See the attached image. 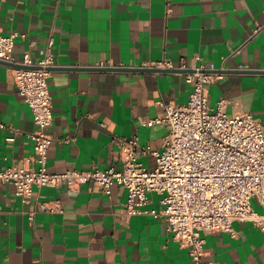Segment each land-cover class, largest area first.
Returning a JSON list of instances; mask_svg holds the SVG:
<instances>
[{
    "label": "crops",
    "instance_id": "0c3cea01",
    "mask_svg": "<svg viewBox=\"0 0 264 264\" xmlns=\"http://www.w3.org/2000/svg\"><path fill=\"white\" fill-rule=\"evenodd\" d=\"M0 33H17V61L28 54L37 62L53 39L52 173L119 167L118 137L137 136L141 146L161 149L167 127L144 123L163 115L161 103H186L191 91L178 69L91 68L169 60L191 72L214 65L224 77L208 86L209 105L225 99L228 115L248 112L264 120V0H0ZM13 70L0 64V120L7 126L0 128V168L28 164L34 155L33 114ZM10 129L13 142L7 141ZM141 160L156 166L152 156ZM127 194L118 185L110 194L91 185L79 191L60 186L35 188L23 202L12 185L0 186V264H193L164 218L125 212ZM148 196L143 209L162 210V195ZM40 202L54 211L41 210ZM251 203L264 215L257 197ZM234 228L236 237L206 234L202 260L264 264V232L250 222L236 221Z\"/></svg>",
    "mask_w": 264,
    "mask_h": 264
},
{
    "label": "built area",
    "instance_id": "2783aa9c",
    "mask_svg": "<svg viewBox=\"0 0 264 264\" xmlns=\"http://www.w3.org/2000/svg\"><path fill=\"white\" fill-rule=\"evenodd\" d=\"M17 36L0 33V62L17 66L13 67L15 85L31 109L36 127L30 134L34 155L28 164L1 167L0 186L12 185L16 196L27 202L35 188L64 186L69 191H79L91 185L110 194L118 185L128 193L125 212L130 216L150 213L164 218L169 233L189 251L193 264H207L202 258L208 233L236 237V221L250 222L264 232V215L257 213L251 203L257 197L264 206V120L248 112L228 115L225 99L209 105L208 86L224 77L214 65L194 67L191 72L184 62L175 67L164 60L149 66L185 71L186 83L191 86L186 103H161L163 115L144 123L167 127L161 149L141 146L137 136L118 137L119 167L52 173L48 170V150L54 138L48 130L54 115L48 79L50 69L56 67L51 52L53 39L48 40V48L37 62L28 54L17 61L13 55ZM0 128L7 129L1 120ZM10 133L7 141L13 142L12 129ZM143 156L154 157L156 166L146 167ZM150 193L162 195V210L143 209L151 202ZM39 206L41 210L54 211L45 202Z\"/></svg>",
    "mask_w": 264,
    "mask_h": 264
},
{
    "label": "water",
    "instance_id": "95a60500",
    "mask_svg": "<svg viewBox=\"0 0 264 264\" xmlns=\"http://www.w3.org/2000/svg\"><path fill=\"white\" fill-rule=\"evenodd\" d=\"M0 64H5L10 67H17L16 65L9 64V63H3L0 62ZM36 68V67H32ZM55 67L51 68L50 70H53ZM93 71H139V72H165V71H171L168 69H160L155 67H95L91 68Z\"/></svg>",
    "mask_w": 264,
    "mask_h": 264
}]
</instances>
